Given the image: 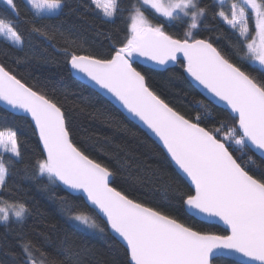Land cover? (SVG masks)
Listing matches in <instances>:
<instances>
[{"label": "snow or ice", "instance_id": "1", "mask_svg": "<svg viewBox=\"0 0 264 264\" xmlns=\"http://www.w3.org/2000/svg\"><path fill=\"white\" fill-rule=\"evenodd\" d=\"M23 2L22 14L20 0H0L4 5L0 43L27 57L36 54L34 37L62 42L60 51L70 70L106 90L139 118L162 142L177 171L174 178H165L159 170L146 177L148 183L153 178L160 181L159 199L170 211L131 198L113 186L119 178L117 170L90 158L74 143L73 122L66 115L70 110L0 63V102L13 116L23 118L21 122L0 119V226L4 228L0 264H66L57 256L79 257L92 251L65 235L54 255L49 250L50 235L30 234L26 221L33 210L28 202L18 196L5 198L18 178L35 182L43 191L63 186L69 195L51 198L75 231L83 236L114 234L116 244L109 247L122 258L113 264H264V165L251 155L244 158L247 150L264 161V0H214L211 10L202 0H90L85 12L104 24L115 25L118 20L124 24L122 35L106 34L111 45L107 56L77 54L83 42L73 38L76 28L66 17L82 13L69 0ZM210 11L232 30L236 38L232 50L239 62L210 38H197L196 30L206 26ZM148 13L163 22H155ZM22 16L28 25L23 30ZM174 21L186 25L183 38L166 31L165 24ZM138 58L161 66L181 64L194 81L223 102L232 123L215 117L203 101L194 105L202 110L194 116L170 106L135 66ZM245 61L251 62L259 78L243 67ZM24 127L38 135L42 145L38 154L22 151L18 132L27 135ZM185 177L194 186L187 192L176 182ZM75 194L85 197L91 212L70 199ZM173 213L217 218L226 228L223 234L201 231Z\"/></svg>", "mask_w": 264, "mask_h": 264}, {"label": "trees", "instance_id": "2", "mask_svg": "<svg viewBox=\"0 0 264 264\" xmlns=\"http://www.w3.org/2000/svg\"><path fill=\"white\" fill-rule=\"evenodd\" d=\"M202 2L210 10L214 8V0H202ZM69 3L73 7H78V11L82 13V15L74 13L66 17L68 24L75 25L76 35L73 38H79L83 42V48L77 54L107 56L111 52V45L106 34L110 31H118L122 35L123 22L118 20L115 25L104 24L98 17L85 12L90 0H69ZM20 7L23 14L26 10L23 0H20ZM3 11L4 5L0 4V12ZM154 20L163 22L161 19L154 18ZM204 24L205 27L196 30L197 38H210L215 47L234 62H239L232 50V45L236 42L232 30L218 18L214 19L211 11ZM20 27L22 30L28 27L23 23V16ZM185 27L186 25L180 21L165 24L166 31L178 38H183ZM32 43L37 46L36 54L35 56L30 54L27 57L25 53L9 49L6 44L0 43V52L8 53V55H0V63H4L22 82L58 100L65 109L70 110V113L66 112V115L70 114L73 122L74 143L85 150L90 158L118 171L119 178L113 186L139 202L160 207L163 211H170L159 199L160 181L153 178L154 182L148 183L146 180V177L151 176L152 171L156 170H159L165 178L175 177L176 170L164 150L115 105L72 76L67 58L60 51L62 42H49L43 38L34 37ZM53 44L55 47L52 46ZM45 57L52 62L45 63L43 60ZM17 60L20 62L17 63ZM250 63L245 61L243 67L259 78L260 73L254 67H250ZM135 66L147 76V82L152 90L182 114L194 116L197 111H202L194 105L197 101H203L215 117L226 120L229 124L232 123L227 116V111L207 101L188 80L181 64L177 63L165 71L147 68L138 60ZM3 118H7L9 122L23 120L21 116H13L0 106V119ZM23 131H27L28 134L23 135L22 132H18L20 139L24 142L22 151L28 156L33 153L38 154L41 148L38 136L32 135L26 127ZM236 154L239 155L238 152ZM248 155L253 156L257 163L264 165V161H261L254 152L246 150L244 158L246 159ZM42 182L47 184L46 180ZM176 182L182 191L190 190L185 180L177 179ZM11 187V194H6L5 198L11 199L18 196L28 202L33 214L26 221V230L34 237L36 232H45L50 235L53 244L49 250L54 255L57 254L59 242L65 235L92 250L81 252L79 257L58 255L59 260L66 261V264H113L114 260H121L122 253L118 256L109 247L116 244L110 232H97L91 236H83L72 228V221L61 214L51 196H68L69 193L63 186L50 187L48 191H43L35 182L18 178ZM70 199H74L84 210L92 211L87 207L81 194H75ZM173 214L198 230L224 233L225 229L222 227L198 221L188 213ZM97 220L103 224L100 217H97ZM3 232L4 228L0 226V234Z\"/></svg>", "mask_w": 264, "mask_h": 264}, {"label": "water", "instance_id": "3", "mask_svg": "<svg viewBox=\"0 0 264 264\" xmlns=\"http://www.w3.org/2000/svg\"><path fill=\"white\" fill-rule=\"evenodd\" d=\"M143 66L150 68V69H154V70H158V71H165L168 68H172L174 67L177 63L175 62H169V64L167 65H156L154 64V62L151 61H145L144 58H138L137 59ZM69 70H70V65L68 64ZM72 76L74 78H76L78 81L82 82L83 84H85L86 86L90 87L91 89H93L94 91H96L98 94H100L101 96H103L104 98H106L108 101H110L113 105H115L128 119H130L132 122H134L135 124H137L143 131H145L165 152L166 154V148H164L162 142L159 140L158 137L155 136L154 133L151 132L150 129L147 128V126L141 121L139 120V118L135 117L133 114H131L130 112H128V110L114 97L112 96L110 93H108L106 90L99 88V86L95 85L94 82H91L90 80H88L87 78L83 77L82 74L81 75H77L73 70H70ZM184 73L186 75V77L188 78V80L195 86V88L201 93V95L209 102H211L212 104H214L215 106H218L219 108L224 109L225 111H229L228 109H226V106L223 105V102H220L216 99H214L210 93H208V91L206 89H204L202 86H200L196 81H194L184 70ZM0 106L5 109L6 111L10 112L11 111L6 108V106L4 105L3 102H0ZM12 114V113H11ZM18 116V115H17ZM30 119V118H29ZM38 136V135H37ZM41 145V144H40ZM42 147V145H41ZM257 155V154H256ZM258 156V155H257ZM170 160V157L167 156ZM259 157V156H258ZM171 162V161H170ZM173 167L176 169V166L174 164V162H171ZM184 180L186 181V183L190 186V187H194L191 186V182L189 180H187V178L185 177ZM82 195V194H81ZM83 196V195H82ZM84 197V196H83ZM85 199V197H84ZM190 216H192L193 218H195L198 221L207 223V224H211V225H217L222 227L223 229L226 228V226L218 221L217 218H205L203 215H193L191 213H188ZM112 234V233H111ZM112 236L114 237V234H112Z\"/></svg>", "mask_w": 264, "mask_h": 264}, {"label": "rangeland", "instance_id": "4", "mask_svg": "<svg viewBox=\"0 0 264 264\" xmlns=\"http://www.w3.org/2000/svg\"><path fill=\"white\" fill-rule=\"evenodd\" d=\"M229 2H230V0H229ZM225 11H227V6H225ZM148 15H149V17L151 18V19H154L155 17H153L152 16V14L151 13H148ZM162 20V19H161ZM155 21V20H154ZM156 22V21H155ZM257 67H259L258 66V64L256 65Z\"/></svg>", "mask_w": 264, "mask_h": 264}]
</instances>
